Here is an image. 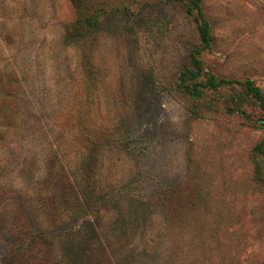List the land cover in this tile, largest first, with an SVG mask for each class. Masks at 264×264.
Segmentation results:
<instances>
[{
  "label": "rangeland",
  "instance_id": "374dc122",
  "mask_svg": "<svg viewBox=\"0 0 264 264\" xmlns=\"http://www.w3.org/2000/svg\"><path fill=\"white\" fill-rule=\"evenodd\" d=\"M199 7L206 47L182 0H0V264L19 212L61 264H264V0Z\"/></svg>",
  "mask_w": 264,
  "mask_h": 264
},
{
  "label": "trees",
  "instance_id": "16d2710c",
  "mask_svg": "<svg viewBox=\"0 0 264 264\" xmlns=\"http://www.w3.org/2000/svg\"><path fill=\"white\" fill-rule=\"evenodd\" d=\"M182 4L186 9V12L192 13L194 11L195 20H196V29L202 47H206L209 40L208 26L205 19L202 17L199 7V0H182ZM198 19V21H197ZM196 51L190 52V66L185 67L179 73V83L182 86L183 90L189 93H195L196 86L199 81H197V76L200 73L201 66L199 65V60L195 57ZM221 80L215 82L212 76H208L206 79V84L210 87L215 86L220 83ZM245 88L249 94L264 108V93L259 90L258 87L252 85L249 81L245 82ZM257 150L264 157V144L257 145ZM52 194L54 193L57 201V206L62 207L58 209L60 212L64 208L71 206L69 197H72L74 192L69 193L68 190L57 189L56 186L50 187ZM82 206L85 204L80 203ZM70 215V214H69ZM17 231L13 233L14 241L21 246H17L19 249L22 247L24 250L19 252L11 251L7 264H22L20 260L23 259L33 248H42L43 261L44 264H61L64 262V254L59 250L56 239L62 236V233L68 232L70 220L67 217H57L50 218L44 226L40 225H30L27 222V219L19 212L15 219ZM63 223L65 225H63ZM38 262V261H37ZM43 264V262H42Z\"/></svg>",
  "mask_w": 264,
  "mask_h": 264
}]
</instances>
